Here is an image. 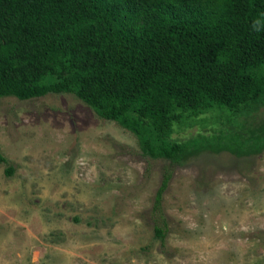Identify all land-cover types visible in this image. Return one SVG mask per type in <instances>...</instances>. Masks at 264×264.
Wrapping results in <instances>:
<instances>
[{
    "label": "rangeland",
    "instance_id": "1",
    "mask_svg": "<svg viewBox=\"0 0 264 264\" xmlns=\"http://www.w3.org/2000/svg\"><path fill=\"white\" fill-rule=\"evenodd\" d=\"M205 116L173 136L219 127ZM234 125L264 127V105ZM0 152V264L264 263V150L169 166L73 94L48 93L0 98ZM166 168L160 245L151 213Z\"/></svg>",
    "mask_w": 264,
    "mask_h": 264
},
{
    "label": "trees",
    "instance_id": "2",
    "mask_svg": "<svg viewBox=\"0 0 264 264\" xmlns=\"http://www.w3.org/2000/svg\"><path fill=\"white\" fill-rule=\"evenodd\" d=\"M48 93L73 94L169 166L207 150L262 152L264 127L234 123L264 105V0H0V98ZM207 114L211 133L173 136ZM170 177L152 206L160 245Z\"/></svg>",
    "mask_w": 264,
    "mask_h": 264
}]
</instances>
